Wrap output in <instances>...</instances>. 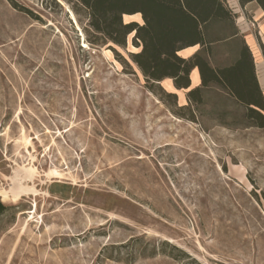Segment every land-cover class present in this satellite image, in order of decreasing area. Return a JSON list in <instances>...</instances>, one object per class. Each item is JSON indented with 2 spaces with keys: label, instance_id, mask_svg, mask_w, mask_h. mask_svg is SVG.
<instances>
[{
  "label": "rangeland",
  "instance_id": "rangeland-1",
  "mask_svg": "<svg viewBox=\"0 0 264 264\" xmlns=\"http://www.w3.org/2000/svg\"><path fill=\"white\" fill-rule=\"evenodd\" d=\"M60 1L0 0V264H264V130L214 93L179 118Z\"/></svg>",
  "mask_w": 264,
  "mask_h": 264
},
{
  "label": "trees",
  "instance_id": "trees-1",
  "mask_svg": "<svg viewBox=\"0 0 264 264\" xmlns=\"http://www.w3.org/2000/svg\"><path fill=\"white\" fill-rule=\"evenodd\" d=\"M252 3L264 13V0H238L242 9ZM80 10L86 14L89 46L124 47L133 35L140 49L130 59L145 81L160 86L170 79L176 90H187L186 105L177 106V96L160 86L179 118L188 111V120L194 122V109L204 104L205 94L214 93L242 109L247 126L264 130V97L253 57L225 0H76L72 11L79 16ZM19 11L32 15L24 8ZM137 14L141 24L123 21L124 16ZM195 46L199 49L190 58L178 56ZM193 69L200 77L196 88H190ZM7 209L0 202V215Z\"/></svg>",
  "mask_w": 264,
  "mask_h": 264
},
{
  "label": "crops",
  "instance_id": "crops-1",
  "mask_svg": "<svg viewBox=\"0 0 264 264\" xmlns=\"http://www.w3.org/2000/svg\"><path fill=\"white\" fill-rule=\"evenodd\" d=\"M234 4V9L237 10L234 11L230 7L229 8L236 16L240 13L237 17L238 19H235L236 26L252 54L257 82L264 97V13L253 3L247 5L244 9L239 6L238 0H235ZM244 11H248L249 16L247 19ZM198 49V46L184 49L178 53V56L183 59H188L194 55ZM164 81H168L169 83L168 90H164L167 93L175 94L178 103L184 105L186 103L187 90H176L170 79L163 80L162 82ZM190 84V88L200 86V77L197 69H193L190 73Z\"/></svg>",
  "mask_w": 264,
  "mask_h": 264
},
{
  "label": "bare ground",
  "instance_id": "bare-ground-1",
  "mask_svg": "<svg viewBox=\"0 0 264 264\" xmlns=\"http://www.w3.org/2000/svg\"><path fill=\"white\" fill-rule=\"evenodd\" d=\"M59 2H61V1H59ZM73 17V16H72ZM125 17V16H124ZM83 47L86 49L87 48V46H86V44L85 43H83ZM143 108V107H142ZM20 168V167H19ZM26 170V169H25ZM51 172V171H50ZM33 170L32 169H30V171H29V173H23V174H25L24 176H23V179L22 180H20V182L18 183H16V185L14 186V188H12L13 189V191L12 190H10V191H12L11 193H12V197L15 199V200H18V199H20L22 196H24V195H26V194H34V190H33V188L32 187H30V186H25V185H23V184H21V181H30L31 179H32V176H33ZM51 174V173H50ZM49 174V175H50ZM21 177H22V174H21ZM60 176H59V174L57 173V172H53L52 173V178H54V179H58ZM16 178V177H15ZM18 178H19V176H18ZM13 179V178H12ZM17 179V178H16ZM15 180V179H14ZM14 182V181H13ZM12 184V183H11ZM13 185V184H12ZM12 187V186H11ZM10 191H9V193H10ZM10 193V194H11ZM5 192H0V196H5Z\"/></svg>",
  "mask_w": 264,
  "mask_h": 264
}]
</instances>
